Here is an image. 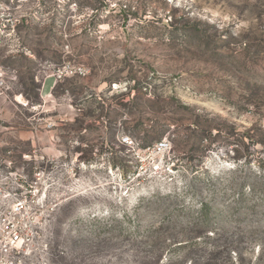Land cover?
Listing matches in <instances>:
<instances>
[{
  "label": "rangeland",
  "instance_id": "obj_1",
  "mask_svg": "<svg viewBox=\"0 0 264 264\" xmlns=\"http://www.w3.org/2000/svg\"><path fill=\"white\" fill-rule=\"evenodd\" d=\"M250 128L264 129V0H0V237L19 221L30 235L3 259H182L209 201L219 261L264 264L260 192L236 208L242 183L264 189V135L247 163L223 141Z\"/></svg>",
  "mask_w": 264,
  "mask_h": 264
},
{
  "label": "trees",
  "instance_id": "obj_2",
  "mask_svg": "<svg viewBox=\"0 0 264 264\" xmlns=\"http://www.w3.org/2000/svg\"><path fill=\"white\" fill-rule=\"evenodd\" d=\"M201 121L195 120L191 125L189 126H194L195 128L192 129L193 132H195L199 138L197 140V148L207 150L210 149V147L215 143L217 135H214V138L212 136V129L211 128H203L206 125L203 123H200ZM210 127V126H209ZM165 132L159 133L157 138L153 139V141H150L145 145V147H153L155 144L162 143L163 142V135ZM220 134V132H218ZM235 135V136H234ZM261 135H264V129H256V128H250L245 131L239 132V134H234V133H228V135L223 137V141H225L226 145H236L237 147L234 146L233 152H234V157L235 159H241L244 158L245 162H249V147L250 144L247 143L249 140L255 141L254 138H257ZM207 141V145H203V141ZM156 141V142H155ZM264 142V141H262ZM258 181L255 182H248L245 181L242 183L241 187L239 188V192L237 193V201L236 203L239 204L236 206L237 209H239V206L242 204H245L248 199V197H253L258 195V192H260L259 195L260 197V204L261 206H264V189H260ZM259 202V201H258ZM255 206H259L257 204H254ZM213 205L209 201H203L200 206V211H199V218L197 224H203L204 233L202 235V230H197L196 234L190 239H187L186 243H182L179 245H176L175 247L182 248L181 246L188 247V253L182 257V259L179 258H174L170 257L165 260L163 258L159 259V263L162 261V264H226V262L222 263L219 261V254L222 253L220 252L221 247L218 246H208V243L211 239H213V234L214 232L211 227L210 223V217L213 211ZM167 239L170 240L169 237ZM170 245V244H168ZM163 246V252L166 249V246ZM207 249V251H206ZM200 252H205L206 255L202 256ZM229 263L230 264H241L239 262V259L237 258H229ZM228 264V263H227Z\"/></svg>",
  "mask_w": 264,
  "mask_h": 264
},
{
  "label": "built area",
  "instance_id": "obj_3",
  "mask_svg": "<svg viewBox=\"0 0 264 264\" xmlns=\"http://www.w3.org/2000/svg\"><path fill=\"white\" fill-rule=\"evenodd\" d=\"M80 73L81 69H79ZM63 74V73H62ZM60 74V76L62 75ZM76 74V73H73ZM163 143V142H162ZM16 214H20V212L26 211V203L23 199H17V202L14 206ZM20 222V221H19ZM18 223H10V229H8L5 233V235H2L0 237V259L1 264H15L17 261H12L9 258L3 259V257H10L13 253L17 254L19 252V245L22 243V241L25 239L29 240V233H28V223L24 224V226H21V224ZM30 227L32 226V222L29 223ZM3 259V260H2Z\"/></svg>",
  "mask_w": 264,
  "mask_h": 264
}]
</instances>
